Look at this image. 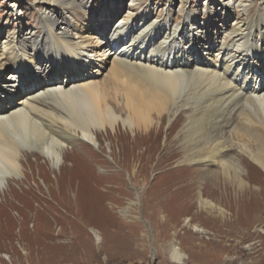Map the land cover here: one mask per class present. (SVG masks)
<instances>
[{
	"label": "bare ground",
	"instance_id": "1",
	"mask_svg": "<svg viewBox=\"0 0 264 264\" xmlns=\"http://www.w3.org/2000/svg\"><path fill=\"white\" fill-rule=\"evenodd\" d=\"M33 1L42 17L40 35L31 30L21 42H0L3 202L10 180L29 179L26 169L32 166V156L35 161L43 156L60 169V177L70 173L79 178L85 168H106L112 162L109 159L102 161L91 154L76 161L67 149L79 141L102 149L101 136H105L111 160H131V178L146 174L150 167L161 170L174 185L163 205L172 201L179 208L187 202L192 208L198 200L202 209L216 212L225 221L228 210L249 203L262 207L264 0H217L215 10L204 14L205 21L188 10L189 0H179L184 18L174 28L170 13L163 15L162 22H149L140 12L148 0H129L118 23L109 29L108 20L97 25L109 48L89 31L78 33L63 25L90 0ZM159 36L162 39L155 43ZM10 58L12 69L8 68ZM90 63L94 65L91 74L73 80ZM103 63L109 67L100 80L96 75L104 74L98 68ZM57 73L65 79L51 83ZM35 83L45 85L14 101L21 86ZM126 135L131 137L128 146L122 141ZM66 159L73 163L67 164ZM175 177L192 179L190 184L186 180L179 184ZM96 182L83 187L94 190L101 180ZM208 183L223 189L227 199L211 195ZM73 188L79 189L80 184L72 179L58 183L60 193ZM136 197L129 208L141 200L138 189ZM38 203L50 210L56 204L66 206L63 197L55 196ZM122 213L128 215V208ZM172 255L181 259L180 248L174 247Z\"/></svg>",
	"mask_w": 264,
	"mask_h": 264
},
{
	"label": "rangeland",
	"instance_id": "2",
	"mask_svg": "<svg viewBox=\"0 0 264 264\" xmlns=\"http://www.w3.org/2000/svg\"><path fill=\"white\" fill-rule=\"evenodd\" d=\"M128 2L90 0L77 8L63 25L78 33L89 31L109 48L108 39L97 33L101 29L97 25L108 20L109 29L118 23L128 8ZM33 3V0H0V42L6 39L21 42L31 30L40 35L42 17L38 6ZM216 4L217 0H189L187 8L198 20L205 21L204 14L210 9L215 10ZM252 6L257 8L255 3ZM140 12L149 22L157 19L156 23L162 22L163 15L170 13L172 28L184 18L179 0H148ZM217 19L218 23H223V16ZM232 19L234 16L228 23ZM137 31L133 30L132 36ZM161 39V36L155 37L154 42ZM184 45L188 47L189 41ZM8 61V68L12 69L13 60ZM90 64L86 72H77L73 80L82 78L79 76L85 73L91 74L94 65ZM108 67L109 63L98 67L104 74L96 77L103 80ZM64 79L63 74L57 73L51 77V83ZM24 85L17 91L14 101L45 83ZM122 141L128 146L131 137L123 136ZM79 142L78 145H67L76 161L92 154L102 161L109 159L112 162L106 168L96 167L90 171L85 168L80 173L84 176L79 178L70 173L60 177L59 168H54L41 155L37 161L32 156V166L26 169L29 179L10 180L5 187L7 201L3 202L0 196V264H264V204L258 207L249 203L228 210L226 221L216 212L202 209L198 200L192 208L187 202L179 208L172 201L163 205L162 201L172 193L174 185L167 182L161 170L148 167L146 174H139L134 180L128 170L131 160H118L117 163L111 160L105 136H101L102 149ZM66 161L69 165L73 163L71 159ZM156 161L152 164L155 165ZM175 178L179 184L183 180L190 184L192 179ZM70 179L80 184V188L60 193L58 183ZM96 180V183L101 180L102 184L96 189L83 187ZM260 180L264 182V171ZM169 184L172 187L162 195L156 194ZM208 186L211 195L227 199L228 194L223 189L215 188L211 183ZM137 189L141 200L129 208V202L137 198ZM49 190L55 193L50 195ZM53 196L63 197L66 206L56 204L50 210L45 203L44 206L38 203V200H51ZM124 208H128V215L122 213ZM174 247L180 248L181 259L173 257Z\"/></svg>",
	"mask_w": 264,
	"mask_h": 264
}]
</instances>
